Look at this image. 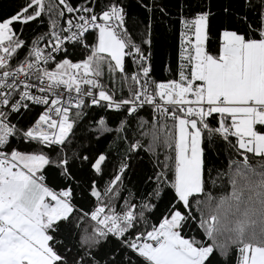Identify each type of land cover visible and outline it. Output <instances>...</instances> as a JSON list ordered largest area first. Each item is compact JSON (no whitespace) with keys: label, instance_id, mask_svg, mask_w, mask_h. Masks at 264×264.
Masks as SVG:
<instances>
[{"label":"snow or ice","instance_id":"6c2138e0","mask_svg":"<svg viewBox=\"0 0 264 264\" xmlns=\"http://www.w3.org/2000/svg\"><path fill=\"white\" fill-rule=\"evenodd\" d=\"M9 7L0 264H264V241L222 243L202 211L218 181L236 197L264 169V0H184L176 18L161 0ZM166 22L178 51L158 80Z\"/></svg>","mask_w":264,"mask_h":264},{"label":"clouds","instance_id":"9594fccd","mask_svg":"<svg viewBox=\"0 0 264 264\" xmlns=\"http://www.w3.org/2000/svg\"><path fill=\"white\" fill-rule=\"evenodd\" d=\"M250 163L256 168L254 162ZM257 171L258 175L245 171L244 177L238 179L236 197L230 196L232 189L227 179L211 189L215 199L210 206H202V211L206 218L216 217L218 241H264V169ZM221 197L225 198L223 205L219 204Z\"/></svg>","mask_w":264,"mask_h":264},{"label":"trees","instance_id":"16d2710c","mask_svg":"<svg viewBox=\"0 0 264 264\" xmlns=\"http://www.w3.org/2000/svg\"><path fill=\"white\" fill-rule=\"evenodd\" d=\"M73 4H77L81 2V0H71ZM184 2V0H161V6H167L166 10L169 11V16L176 18L178 16L180 5ZM14 0H0V6L4 7L6 11L11 12L12 8L9 5L13 4ZM161 31L168 37L167 46L162 50L163 55V64H159L157 67L156 78L158 80H164L169 77V73L165 71V69L170 65L171 61L175 58L176 53L178 51V35H179V24L178 23H170L166 22L162 27ZM215 35L212 36V42L210 45V50L215 52L217 48ZM146 115V114H145ZM218 119V118H217ZM216 121H213V126H215ZM264 126H261V128ZM214 156L218 157V167L226 172L228 170V166L231 163V159H239V155H229L227 151L224 153L223 159H220L217 153H213ZM250 162H254L252 160L251 154ZM147 158V157H145ZM107 179V177H106ZM219 185V181H218ZM127 193H125L126 195ZM156 223L155 220L152 221ZM195 227V226H194ZM198 239H203L201 233H195ZM187 238V237H186ZM217 264H237V256L234 250L230 251V255L227 258L217 257Z\"/></svg>","mask_w":264,"mask_h":264},{"label":"rangeland","instance_id":"374dc122","mask_svg":"<svg viewBox=\"0 0 264 264\" xmlns=\"http://www.w3.org/2000/svg\"><path fill=\"white\" fill-rule=\"evenodd\" d=\"M261 130L264 131V127H262Z\"/></svg>","mask_w":264,"mask_h":264}]
</instances>
